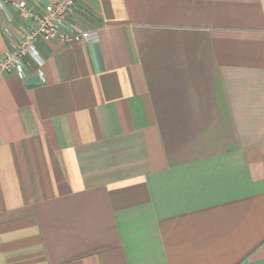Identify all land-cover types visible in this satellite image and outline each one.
<instances>
[{"label":"crops","instance_id":"obj_1","mask_svg":"<svg viewBox=\"0 0 264 264\" xmlns=\"http://www.w3.org/2000/svg\"><path fill=\"white\" fill-rule=\"evenodd\" d=\"M79 5L0 70V264H264V0Z\"/></svg>","mask_w":264,"mask_h":264},{"label":"built area","instance_id":"obj_2","mask_svg":"<svg viewBox=\"0 0 264 264\" xmlns=\"http://www.w3.org/2000/svg\"><path fill=\"white\" fill-rule=\"evenodd\" d=\"M80 0H55L36 8L26 0H0V10L11 7L16 10L18 19L24 24L22 32L15 35L11 27L5 33L13 38V44L0 54V70L15 72L26 77L31 68L29 61L35 63L34 70L44 77L46 57L39 48V40L58 39L65 43L93 40L95 29H87L70 17L79 10ZM9 21L13 20L8 16Z\"/></svg>","mask_w":264,"mask_h":264}]
</instances>
